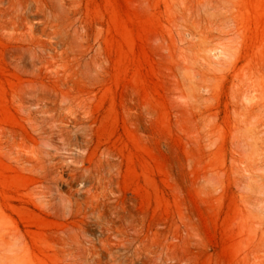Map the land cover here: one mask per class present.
<instances>
[{"label": "rangeland", "instance_id": "rangeland-1", "mask_svg": "<svg viewBox=\"0 0 264 264\" xmlns=\"http://www.w3.org/2000/svg\"><path fill=\"white\" fill-rule=\"evenodd\" d=\"M0 264H264V0H0Z\"/></svg>", "mask_w": 264, "mask_h": 264}]
</instances>
